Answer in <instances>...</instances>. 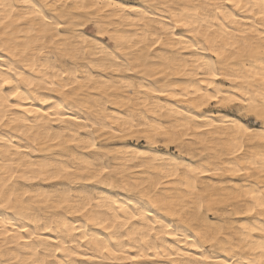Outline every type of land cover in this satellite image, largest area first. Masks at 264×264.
Segmentation results:
<instances>
[{
  "label": "bare ground",
  "instance_id": "obj_1",
  "mask_svg": "<svg viewBox=\"0 0 264 264\" xmlns=\"http://www.w3.org/2000/svg\"><path fill=\"white\" fill-rule=\"evenodd\" d=\"M261 204L264 0H0V264H264Z\"/></svg>",
  "mask_w": 264,
  "mask_h": 264
},
{
  "label": "snow or ice",
  "instance_id": "obj_2",
  "mask_svg": "<svg viewBox=\"0 0 264 264\" xmlns=\"http://www.w3.org/2000/svg\"><path fill=\"white\" fill-rule=\"evenodd\" d=\"M59 26V25H58ZM5 83H11V81L9 80V81H5ZM210 99H216L217 97L216 96H211V97H209ZM13 106H15V105H13ZM25 110H27V109H25ZM103 171H107V169H103ZM261 207H264V204H261ZM137 257H133V259H136Z\"/></svg>",
  "mask_w": 264,
  "mask_h": 264
},
{
  "label": "rangeland",
  "instance_id": "obj_3",
  "mask_svg": "<svg viewBox=\"0 0 264 264\" xmlns=\"http://www.w3.org/2000/svg\"><path fill=\"white\" fill-rule=\"evenodd\" d=\"M233 113H235L236 114V111H233ZM252 121V122H251ZM251 122V123H250ZM250 122H249V124H251V125H253L254 124V122H253V120L251 119L250 120Z\"/></svg>",
  "mask_w": 264,
  "mask_h": 264
}]
</instances>
